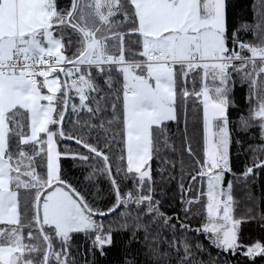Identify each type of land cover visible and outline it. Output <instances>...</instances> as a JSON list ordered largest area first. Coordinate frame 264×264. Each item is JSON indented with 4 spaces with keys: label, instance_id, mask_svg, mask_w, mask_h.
<instances>
[{
    "label": "snow or ice",
    "instance_id": "6c2138e0",
    "mask_svg": "<svg viewBox=\"0 0 264 264\" xmlns=\"http://www.w3.org/2000/svg\"><path fill=\"white\" fill-rule=\"evenodd\" d=\"M236 7L0 0V264H112L110 214L126 233L116 264H264V237H245L250 223L264 232L251 194L264 178V0L233 21ZM237 84L246 109L233 118ZM253 128L234 171L233 133ZM68 157L101 163L84 179L106 176L109 203L73 182ZM177 166L180 206L165 209L156 176Z\"/></svg>",
    "mask_w": 264,
    "mask_h": 264
},
{
    "label": "trees",
    "instance_id": "16d2710c",
    "mask_svg": "<svg viewBox=\"0 0 264 264\" xmlns=\"http://www.w3.org/2000/svg\"><path fill=\"white\" fill-rule=\"evenodd\" d=\"M234 4L237 6L233 12V21H235L236 17H238L244 8L250 5L253 0H233ZM251 38V37H247ZM246 92V86H241L237 84L234 90V96L237 104L239 105L238 110H231L230 113L232 117H236L240 114L241 111L246 109V104L244 101V95ZM190 103V116H191V102ZM246 114V113H245ZM230 127H235V125H230ZM69 128H72V125L69 124ZM256 129H249L248 132L236 130L233 133L234 138H239L243 142L242 145H232V160L234 165V171H241L243 169L244 162L251 159V151L248 149L249 144L259 143L258 139H253L250 137L249 133L255 132ZM70 149L81 150L73 141L64 142ZM64 145L62 144L61 147ZM239 149V155H237V150ZM169 159H173V157L169 156ZM185 162L189 160L187 155L184 156ZM62 164L65 170L68 172L69 176L73 179L74 183H77L78 186L86 187L89 192L95 193L99 198L96 200V203L100 207H104L106 203H109L113 196L110 191V182L108 178L102 174H96L95 180L93 182L86 181L84 179L85 175L89 171H91L92 166H95L97 169L101 167V163L98 160H89L87 164H81L79 162L73 165V162L70 157L63 158ZM161 163L159 160L154 158L153 161V169H157L161 167ZM171 172V175L175 177V179H169L168 175ZM181 172L179 166L175 170L169 169L168 172L163 174L164 178L157 175L156 179L158 181V189L162 188L165 192V197L163 198V202L165 205V209H168L169 205L174 206L179 209L180 206V191L178 188V183L180 182ZM264 176V174H262ZM245 191L238 189L236 191V197L240 201V206L237 211H243L245 205ZM251 194L253 197L259 198L261 207H264V178L258 179L255 183L251 185ZM91 198V197H90ZM159 198V197H157ZM100 219V218H98ZM118 220V217L114 215H109L103 218V222L105 226L109 223L112 224L114 229V237L117 240V246L114 247L109 255L108 260L112 261V264H116V261L119 260L121 255L123 254V249L119 246V241L123 240L126 237V233L118 230L117 223L115 221ZM195 223V221H193ZM246 239H254L264 237V232H261L254 224H249L247 226V230L245 232ZM83 248L87 247L88 241H86L85 237L81 234L78 241ZM83 250V249H82ZM133 251H135V246H133ZM215 250L213 249V252ZM103 260V258H101ZM143 259V258H142ZM104 264H108V261H105Z\"/></svg>",
    "mask_w": 264,
    "mask_h": 264
}]
</instances>
